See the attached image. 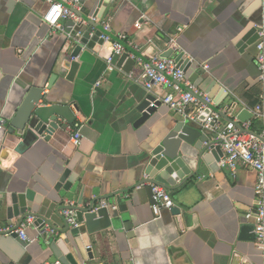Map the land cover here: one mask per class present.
I'll return each mask as SVG.
<instances>
[{
	"label": "crops",
	"instance_id": "1",
	"mask_svg": "<svg viewBox=\"0 0 264 264\" xmlns=\"http://www.w3.org/2000/svg\"><path fill=\"white\" fill-rule=\"evenodd\" d=\"M49 6V0H0V119L14 117L28 89L36 86L49 102L68 104L76 121L49 140L9 137L0 126V200L6 194L34 191L36 212L58 230L64 229L62 210L78 197L100 198L99 203L111 206L121 218L118 229L91 236L92 259L74 256L77 264H264L262 251L252 238L244 240L241 231L251 223L245 214L258 198L253 170L231 173L218 162L214 168L202 163L184 194L176 197L168 191L179 208L176 215L172 207L154 215V203L143 187H136L145 178L147 152L177 121L186 120L161 102L168 89L154 85L146 90L137 59L149 62L183 54L190 60L183 70L185 79L209 98V111L200 119L216 112L220 128L225 118L238 123L242 109L253 113L259 106L264 111V78L255 61L258 38L249 33L251 28L264 29L262 0H81L74 11L91 20L96 15L94 21L103 28L107 24L112 37L98 51L86 49L74 58L79 67L71 81L66 79L72 51L66 23L82 20L62 17V30L52 31L42 19ZM115 39L135 58L128 74L117 67L119 57L107 63ZM147 95L161 104L145 123L134 126L140 116L136 108ZM246 123L257 135L264 130V119L253 114ZM76 131L78 145L72 142ZM205 132L216 140V133ZM180 149L197 155L183 142ZM66 168L71 169L66 181L72 179L71 189L55 191ZM31 220L24 228L27 252L16 264L48 263ZM126 221L132 224L131 233L122 226ZM0 264L15 263L0 251Z\"/></svg>",
	"mask_w": 264,
	"mask_h": 264
},
{
	"label": "water",
	"instance_id": "2",
	"mask_svg": "<svg viewBox=\"0 0 264 264\" xmlns=\"http://www.w3.org/2000/svg\"><path fill=\"white\" fill-rule=\"evenodd\" d=\"M101 4H98L99 8ZM262 10V25L264 27V0H262ZM72 12L82 20V23L77 24L73 20H68L66 23V34L68 35L66 42L69 43L72 50L69 54L71 60L66 78L69 81L73 79L79 67V63L75 62L74 58L86 49L98 51L99 47L104 44V37H112L109 32L94 21L96 15L91 20L74 10ZM250 32L255 33V38H258L256 28H251ZM241 47L244 46L241 45ZM132 57H128L124 52L118 58L117 67H122V70L127 74L130 73L135 65V59ZM175 61L183 71L190 60L183 58V54H178ZM51 85L50 81L47 88H50ZM43 92V88L36 86H31L28 89L14 117L2 125L6 128L7 136L20 139L27 135H38L49 140L56 132H65L70 125L75 123V116L68 104L49 102L47 95ZM160 104L161 102L153 96L147 95L136 108L140 116L134 126L145 123ZM73 108L75 112H78L75 106ZM236 118L238 121L235 123L236 128L243 131L241 124L250 120L252 113L242 109ZM225 120L231 121L228 118ZM247 132L258 137L255 133ZM261 140L264 142V139ZM182 142L193 146L197 155L192 156L187 150L180 149ZM221 156L219 141L212 139L209 133L190 125L187 120L177 121L166 136L147 152L143 161L145 178L136 187H143L151 203H154L152 186L164 188L174 193L176 197H180L184 194L187 186L191 185L193 177L199 173L201 164L205 163L214 168ZM70 170V168L64 170L54 188L55 191L59 189L70 191L72 179L66 183L71 173ZM100 201V198L83 199L78 197L73 206L64 208L74 211L78 227H71L60 215L64 229L58 230L52 226L49 220L36 212L33 204L38 201L34 191L26 190L23 194L18 195L6 194L0 200V251L16 264L22 254L27 252V242L20 240L18 235L11 231L20 227L27 218H34L33 225L39 230L41 248L49 255L48 263L77 264L74 256L79 261L92 259L90 237L110 228L118 229L121 221L120 216L112 210L111 206H101ZM171 211L175 215L179 214V208L176 206H173ZM13 220L16 222L13 223ZM122 226L131 233L132 224L130 222L126 221ZM46 228L50 232H47ZM241 231L244 240L248 238L254 240L252 234H250L251 236L247 234L252 231L251 223L244 224ZM63 234L64 238H61Z\"/></svg>",
	"mask_w": 264,
	"mask_h": 264
},
{
	"label": "built area",
	"instance_id": "3",
	"mask_svg": "<svg viewBox=\"0 0 264 264\" xmlns=\"http://www.w3.org/2000/svg\"><path fill=\"white\" fill-rule=\"evenodd\" d=\"M131 1V0H122ZM50 6L43 16V22L52 31L62 30L59 25V20L74 16L72 10L79 9L81 0H49ZM140 23H136L135 27L139 28ZM105 30L109 27L104 24ZM108 39V37H104ZM119 40H123L124 36L119 35ZM119 40L114 41L112 54L107 58V63L111 65L116 57H120L125 49ZM256 65L259 71L260 79L264 78V29L258 31V41L256 43ZM133 58V57H132ZM135 59V58H134ZM143 73L147 79L145 83L146 90H151L154 85L163 86L168 89L167 94L161 99V102L166 105L169 110L181 115L186 120L194 123L203 131H210L217 134L216 140L219 141V147L222 156L218 161V166L227 168L231 173H234L239 168L253 170L257 176V185L255 192L258 198L255 201L254 208L245 214L246 220L251 221L254 242L256 247L264 254V201L262 192L264 190V130L260 135L255 136L248 133L250 123H243L241 127L243 131L235 126V120L225 123L221 128L218 122L221 119L220 114L210 112L204 119H200L203 112L208 109L206 103L209 98L206 93L200 92L196 87L184 77V72L180 70L178 63L174 58H155L149 62H142ZM192 109V110H191ZM255 119H264V111L257 106L253 110ZM4 121L0 119V126ZM261 138V139H260ZM80 134L75 132L72 142L74 145L79 144ZM153 201L152 212L154 215L159 214L160 208H170L174 203L169 192L157 186H152ZM74 203L70 202L66 206L71 207ZM105 206V202L100 203ZM62 216L66 219L71 227H78L74 211L70 209L62 210ZM32 223L31 218L26 220V223L11 231L17 234L20 240L28 242V238L24 235V228ZM8 230V229H6ZM50 264V263H46ZM60 264V263H54Z\"/></svg>",
	"mask_w": 264,
	"mask_h": 264
}]
</instances>
